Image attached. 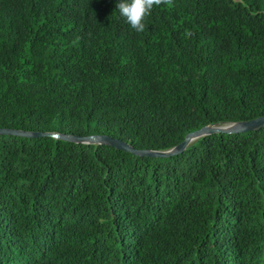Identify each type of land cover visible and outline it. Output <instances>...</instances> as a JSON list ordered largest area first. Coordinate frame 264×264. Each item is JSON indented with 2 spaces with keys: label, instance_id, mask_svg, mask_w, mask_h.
<instances>
[{
  "label": "trees",
  "instance_id": "obj_1",
  "mask_svg": "<svg viewBox=\"0 0 264 264\" xmlns=\"http://www.w3.org/2000/svg\"><path fill=\"white\" fill-rule=\"evenodd\" d=\"M0 0V129L165 151L264 115V0ZM0 264H264V125L164 157L0 134Z\"/></svg>",
  "mask_w": 264,
  "mask_h": 264
},
{
  "label": "water",
  "instance_id": "obj_2",
  "mask_svg": "<svg viewBox=\"0 0 264 264\" xmlns=\"http://www.w3.org/2000/svg\"><path fill=\"white\" fill-rule=\"evenodd\" d=\"M264 125V115L256 117L251 120L234 122L226 125L220 126H203L199 130L190 132L186 135L185 139L176 145L175 147L165 150V151H152V150H138L131 147L128 143L119 140L117 138H111L107 135H89V136H78L71 134H58L49 132H27L12 129H0V134H13L23 137H43L48 136L55 139H61L64 141L84 143V144H107L111 145L117 149H121L136 155H144L150 157H164L177 154L185 149V147L196 140L199 137H204L206 135L218 134V133H241L246 131H252L258 129Z\"/></svg>",
  "mask_w": 264,
  "mask_h": 264
},
{
  "label": "clouds",
  "instance_id": "obj_3",
  "mask_svg": "<svg viewBox=\"0 0 264 264\" xmlns=\"http://www.w3.org/2000/svg\"><path fill=\"white\" fill-rule=\"evenodd\" d=\"M173 0H120L116 8L130 26L137 32L145 30L144 20L154 6L172 5Z\"/></svg>",
  "mask_w": 264,
  "mask_h": 264
}]
</instances>
